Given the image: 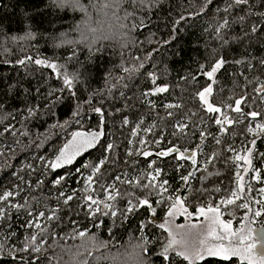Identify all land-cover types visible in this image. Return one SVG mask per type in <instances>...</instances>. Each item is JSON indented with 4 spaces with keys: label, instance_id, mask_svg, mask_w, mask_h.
Masks as SVG:
<instances>
[{
    "label": "trees",
    "instance_id": "1",
    "mask_svg": "<svg viewBox=\"0 0 264 264\" xmlns=\"http://www.w3.org/2000/svg\"><path fill=\"white\" fill-rule=\"evenodd\" d=\"M221 58L213 83L205 73ZM262 84L264 0H0V264H189L175 250L161 255L169 233L154 219L177 197L191 211L221 206L238 185L235 157L249 150L261 172L252 192L264 227V132L248 131L264 124ZM209 85L211 102L235 123L217 125L218 113L207 112L197 93ZM159 86L168 91L153 94ZM241 98L243 114L228 107ZM76 130L104 135L51 167ZM169 149L179 152L157 155ZM88 195L112 208L93 214ZM242 202L253 201L245 194L220 211L239 224Z\"/></svg>",
    "mask_w": 264,
    "mask_h": 264
},
{
    "label": "snow or ice",
    "instance_id": "2",
    "mask_svg": "<svg viewBox=\"0 0 264 264\" xmlns=\"http://www.w3.org/2000/svg\"><path fill=\"white\" fill-rule=\"evenodd\" d=\"M120 0H116V3L119 4ZM144 0H140V3H143ZM208 2H211V0H208ZM248 0H235V3L237 5L240 4H246ZM76 3H78V0H76ZM105 7H108V5H105ZM86 11V9H83ZM227 21H225L226 26ZM93 32L96 31V29H92ZM253 32L256 31V28L253 27ZM102 38H110V37H102ZM19 63L23 64L24 61L21 60ZM36 64H46L47 67H50L52 69H56L57 65L54 63H47L43 60H36ZM225 61L221 58L218 60L214 66L211 68L210 71L205 73V75L208 77L209 80L214 81L215 73L224 65ZM143 67V65H141ZM125 71H128V69H125ZM152 82H156V78L154 75H152ZM64 83L71 87L72 80L69 79L65 75ZM168 91L167 86H159L156 87L153 94L156 93H164ZM258 92H264V84L261 85L259 89H257ZM213 93V88L211 85L205 87L202 91L197 93L199 100L202 102L204 106H206V110L209 113H219L223 116V119H216L215 123L217 125H224V124H233L235 121H233L231 118H229L227 115H225L222 112V108L214 105L212 102H210V96ZM244 103V98L235 100V106L232 107V105H229L228 107H231L232 110L236 113L243 114V109L241 105ZM167 108H173V107H180V105H173L168 104L166 105ZM97 113H101V109L97 108L95 109ZM102 115V113H101ZM169 115H172V113H169ZM248 116L252 117L253 119H256L261 115L260 112L257 111H251L247 113ZM127 123V121H125ZM181 131H183L184 125H181ZM150 130V129H149ZM257 130L264 132V124H259L256 126V128H248V131L251 133H256ZM104 133L102 131H94L90 133L85 132H76L73 134L72 141L69 142V144H66L64 148L61 150L60 155L56 158V162L51 165L53 168L60 167L63 163H72L75 156L79 155L83 150L86 148L94 147L96 142L99 140L101 136H103ZM217 143L219 141L217 140ZM253 146L255 145V141H252ZM112 145H108V148L111 149ZM172 151L179 152V149H169L168 152L164 153H158L157 155H168ZM144 156L151 155L150 152L145 151L143 153ZM180 158L184 159L185 153L180 152L179 153ZM251 150L248 151L247 155L241 156L237 155L235 157L236 161H243L245 164H247L249 167L252 165L251 160ZM189 159H192L193 162H195V153L192 154V156L188 157ZM103 163V162H101ZM99 168H96L95 171L99 172ZM237 184H238V191L233 192L231 194V197L222 200L221 204L224 205H232L236 203V200L240 199L241 196L239 193H242L245 189V183H244V177L241 176L239 173H237ZM116 179H119V177H116ZM157 179V176L153 175L151 177V181H155ZM184 180H187L188 177H183ZM257 179H259V174H257ZM88 185L91 186L93 177L89 176L87 178ZM151 181L149 185H144L143 187H149L151 185ZM60 181L57 180L56 183H59ZM138 183V181H137ZM167 181L164 182L166 184ZM87 190V189H86ZM162 191H167V189L163 188V185H161ZM261 192L264 193V189H261ZM114 193H109L107 196L108 201L115 200L117 195H119L118 191L114 190ZM12 193H7L3 198H7V196H11ZM72 199L71 196L67 198V200ZM171 199V197H169ZM67 200L65 203H67ZM87 201H90V207L91 205H97L94 209H92V213L95 214L97 212H101V207L99 205H103L104 209H111L112 205L107 203L104 200H97L94 199L93 196L88 195L86 197ZM142 206H148L151 208V204L147 199H144L139 202ZM130 207L127 209L128 211L132 210L131 202H129ZM241 207L248 208L247 204L240 205ZM153 214L155 213V209H152ZM104 214H108L107 212H104ZM115 215V212L112 213ZM41 216H43V213H40ZM168 217H174L175 215H185L187 217H191L192 213H189L187 208L184 207V199L177 197L175 202L171 205L168 213ZM198 215L202 216L205 221H207L206 226V232L202 234V238L196 239V237H201V233L197 232L195 233V236H193V230L197 229L199 226L195 223L189 224L187 226L188 232L187 233H177L173 232L172 229H167L169 231V235L171 236V239L169 240L168 244L164 247L163 253L161 254L164 258L168 257V254L170 251H174L176 249H179L176 251V254L180 257H183L184 260L188 261L189 264H199V262L203 261L205 257H220L225 261H230L234 257H238L240 261L246 262V264H264V233H262L259 237L254 235V231L251 228H248L247 230L242 225L241 228L236 231L233 230L232 222L225 221L221 219V211L219 207H211L209 206L207 209L201 207L198 209ZM256 216H260L261 212H256ZM52 217H49L51 219ZM247 219V217H245ZM37 228H40V224L35 225ZM161 228H164L165 225L161 224ZM177 228L183 229L185 228V225H178ZM79 237L83 238L87 236L86 232H79ZM179 236V238H178ZM186 236H193V242H189L188 239H186ZM33 240H35V237H33ZM260 241V251H257V241ZM95 237L90 238V240L87 242V244L95 245ZM97 246H106L101 242L100 245ZM143 247V246H141ZM35 251L39 252L40 248L36 247ZM146 252L147 249H144Z\"/></svg>",
    "mask_w": 264,
    "mask_h": 264
},
{
    "label": "rangeland",
    "instance_id": "3",
    "mask_svg": "<svg viewBox=\"0 0 264 264\" xmlns=\"http://www.w3.org/2000/svg\"><path fill=\"white\" fill-rule=\"evenodd\" d=\"M217 73V72H216ZM215 73V75H216ZM215 77V76H214ZM212 86V85H211ZM210 102H211V96H210ZM218 117L219 118H222L223 116L221 114L218 113ZM76 132H85V131H82V130H76L74 131L71 136L69 137V139L67 140L66 144H69L70 141H72L73 139V134L76 133ZM92 131H88V132H85V133H90ZM98 142V141H97ZM96 142V143H97ZM65 144V145H66ZM64 145V146H65ZM64 148V147H63ZM61 148V150L63 149ZM90 148H86L85 150H83L79 155H81L82 153H84L86 150H88ZM61 150L58 152V154L54 157V159L52 160V164L56 162V158L60 155V152ZM253 150H251V160H252V165L251 167H249L247 164H245L243 161H238V172L241 176L244 177V183H245V189L242 193H239V195L241 196V198L246 194V195H250V199L251 201H253L251 204L249 202H242V204L244 203H247L248 205V208H247V211L245 213V215L243 216V221L239 224H235L234 221L230 220L232 222V226H233V230H236L238 231L241 226L243 225L245 227V229L247 230L248 228H251L253 231H254V235H256L257 232H261L260 231V228L263 227L262 224L258 223V218L259 216H256L255 213L256 212H262V209L260 208V204H259V200L257 199V196H254L253 195V192H252V189H253V186H252V182H257L260 180V177L259 179H257V174H261L259 168H258V165H255V162H254V157H253ZM248 151L246 152H239L238 155H241V156H244V155H247ZM75 156L73 161L79 156ZM72 161V162H73ZM69 163H63L61 166H64V165H67ZM60 166V167H61ZM262 189V187H261ZM106 198L108 196L109 193H112L111 192V188H110V184H108V186L106 187ZM238 191V185L237 187L235 188L234 192H237ZM240 198V199H241ZM240 199L236 200L239 201ZM176 199H174L172 201V204L175 202ZM221 206H217L219 208L223 207V206H226L224 204H220ZM184 207L187 208L188 212L189 213H192V216L191 217H187L185 215H175L174 217H168L167 213L166 215L158 220V219H154L155 222L158 223V225H161V224H164L165 227L164 229L169 233V231L167 229H172L173 232H177V233H187L188 232V228L187 226L189 224H192V223H195L197 224L199 227L195 230H193V236H195V233L199 232L201 233V237H196V239H199V238H202V234L204 232H206V226H207V221L204 220V218L202 216H199L198 215V209L196 211H191L185 204H184ZM201 208V207H200ZM205 209H207L208 207H203ZM215 208V207H214ZM169 211V210H168ZM221 219L225 220V221H229V219L225 218L224 216V213L221 212ZM248 215L250 216V222L248 219ZM245 217H247V219H245ZM261 225V226H256V225ZM178 225H185V228L183 229H180V228H177ZM169 235V234H168ZM193 236H186L185 238L189 240V242H193ZM179 238V236H178ZM171 239V236L169 235V240ZM168 244V243H167ZM166 244V245H167ZM165 245V246H166ZM257 251H260V247H259V241H257ZM164 246V247H165ZM164 250V249H163ZM179 249H176L175 251H178ZM207 258V257H205Z\"/></svg>",
    "mask_w": 264,
    "mask_h": 264
},
{
    "label": "water",
    "instance_id": "4",
    "mask_svg": "<svg viewBox=\"0 0 264 264\" xmlns=\"http://www.w3.org/2000/svg\"><path fill=\"white\" fill-rule=\"evenodd\" d=\"M194 169H196L195 167H194ZM260 233L259 232H257L256 234L258 235V237L262 234V233H264V227H262V228H260ZM260 241H259V247H260Z\"/></svg>",
    "mask_w": 264,
    "mask_h": 264
},
{
    "label": "built area",
    "instance_id": "5",
    "mask_svg": "<svg viewBox=\"0 0 264 264\" xmlns=\"http://www.w3.org/2000/svg\"><path fill=\"white\" fill-rule=\"evenodd\" d=\"M195 170H196V169H192V170L190 171V174H193V173L195 172ZM174 199H176V198H174Z\"/></svg>",
    "mask_w": 264,
    "mask_h": 264
}]
</instances>
